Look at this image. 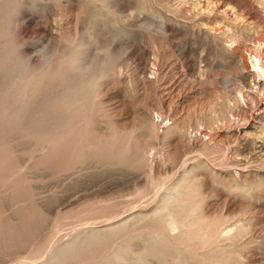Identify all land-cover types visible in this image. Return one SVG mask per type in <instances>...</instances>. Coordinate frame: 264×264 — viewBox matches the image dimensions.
<instances>
[{"label": "rangeland", "instance_id": "rangeland-1", "mask_svg": "<svg viewBox=\"0 0 264 264\" xmlns=\"http://www.w3.org/2000/svg\"><path fill=\"white\" fill-rule=\"evenodd\" d=\"M19 19L54 66L24 104L0 76V264H264V0H31Z\"/></svg>", "mask_w": 264, "mask_h": 264}, {"label": "clouds", "instance_id": "clouds-1", "mask_svg": "<svg viewBox=\"0 0 264 264\" xmlns=\"http://www.w3.org/2000/svg\"><path fill=\"white\" fill-rule=\"evenodd\" d=\"M31 0H0V76L16 82L14 99L19 104L27 103L33 89L42 77L54 66L53 58L45 50L36 63L33 57L23 52L25 41L21 38L22 22L19 17ZM66 68H78V61L65 59ZM7 96V93H0ZM176 234V228H171Z\"/></svg>", "mask_w": 264, "mask_h": 264}, {"label": "bare ground", "instance_id": "bare-ground-1", "mask_svg": "<svg viewBox=\"0 0 264 264\" xmlns=\"http://www.w3.org/2000/svg\"><path fill=\"white\" fill-rule=\"evenodd\" d=\"M58 3V2H57ZM153 23V22H152ZM46 28V27H45ZM48 35V34H47ZM233 39V38H232ZM231 39V40H232ZM235 40V39H234ZM260 45L262 46L263 45V42H260ZM261 46H259V47H261ZM83 48V47H82ZM98 52V51H97ZM254 54V56L252 57V54H251V57H252V64L250 65L249 64V66H251L252 68H251V70H253L254 72H255V75L257 76V77H263L264 76V64L262 63V60L260 59V56H259V54L257 53V52H254L253 53ZM35 55V54H34ZM89 56V55H88ZM259 56V57H258ZM103 64V63H102ZM250 74V73H249ZM253 79V78H252ZM252 83V85H253V82H251ZM254 84H256V82L254 83ZM242 85H243V83H242ZM247 89V88H246ZM243 90H245V89H243ZM246 91V90H245ZM262 91H264V90H262ZM240 92V91H239ZM240 95H241V98H243V99H246V97H245V94H244V92L241 90V92H240ZM245 101V100H244ZM64 122V121H63Z\"/></svg>", "mask_w": 264, "mask_h": 264}]
</instances>
